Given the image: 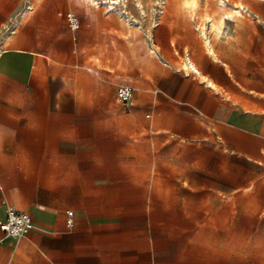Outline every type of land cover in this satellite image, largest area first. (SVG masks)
<instances>
[{"label": "rangeland", "instance_id": "374dc122", "mask_svg": "<svg viewBox=\"0 0 264 264\" xmlns=\"http://www.w3.org/2000/svg\"><path fill=\"white\" fill-rule=\"evenodd\" d=\"M113 1L0 0V135L18 128L7 118L10 104L41 115L33 127L42 155L74 157L49 182L91 187L88 229L109 255L105 264H264V158L231 155L212 135L195 136L184 127L186 106L174 102L186 88L183 71L201 79L184 63L201 72L198 59L222 53L210 22L205 44L202 19L237 3L242 16L225 25L238 51L234 100L243 103L248 87L264 92V0H190L196 10L182 0ZM250 24L254 65L246 63ZM24 69L26 83L2 73ZM121 85L133 88L126 104L116 99ZM6 146L0 137V155Z\"/></svg>", "mask_w": 264, "mask_h": 264}, {"label": "crops", "instance_id": "0c3cea01", "mask_svg": "<svg viewBox=\"0 0 264 264\" xmlns=\"http://www.w3.org/2000/svg\"><path fill=\"white\" fill-rule=\"evenodd\" d=\"M247 28L246 63L254 65L255 25L250 24ZM225 32L224 27L219 37L223 49L219 60L210 55L197 60L205 79H197L183 71L186 88L182 89V99L175 98L174 102L186 106L188 124L184 127L197 129L195 136L197 133L202 138L212 135L231 155L262 159L264 92L248 87L247 93H241L243 103L234 100L240 96L238 75L235 74L238 51L226 39ZM2 73L17 83L29 80L25 69L23 72L3 70ZM209 80L222 91L211 87ZM224 94L230 97L226 98ZM8 108H13V113L7 118L18 128L0 135L1 142L7 145L4 155H0V220L5 219L7 210L13 207L31 214L34 229L17 238L7 237L0 230V264H95L96 258L105 264L109 255L104 249H96L95 234L88 229L94 222L93 207L89 205L93 196L87 194L91 187L49 182L56 166L62 169L63 161L74 157L42 155V134L33 127L35 119L42 123L41 115L30 114L31 106L26 103L10 104ZM216 129L220 134L215 133ZM69 210L74 212L75 218L71 228L66 225ZM76 214H81L80 221L86 223L83 230L77 227Z\"/></svg>", "mask_w": 264, "mask_h": 264}, {"label": "built area", "instance_id": "2783aa9c", "mask_svg": "<svg viewBox=\"0 0 264 264\" xmlns=\"http://www.w3.org/2000/svg\"><path fill=\"white\" fill-rule=\"evenodd\" d=\"M31 6H28L30 9ZM24 17V14L18 18V22ZM68 26L71 30L76 31L80 28L79 18L73 14L68 13L66 15ZM133 95V88L130 85H121L116 93V99L118 102L126 104L130 101ZM75 224L74 212L67 211L66 225L71 228ZM34 229V220L31 214L27 211L18 210L10 207L7 210L6 217L0 220V230L7 237H21Z\"/></svg>", "mask_w": 264, "mask_h": 264}, {"label": "bare ground", "instance_id": "6f19581e", "mask_svg": "<svg viewBox=\"0 0 264 264\" xmlns=\"http://www.w3.org/2000/svg\"><path fill=\"white\" fill-rule=\"evenodd\" d=\"M112 3H117V1L115 0ZM221 3L224 4V1L221 0ZM182 4L184 7L191 8L192 10H196L198 8L197 1L182 0ZM240 5H242V4L237 3V5L234 8H232L231 10H228L227 12L219 15L218 17L210 16V14L208 16H206L207 14L205 15V18L202 19L203 24L201 25L200 29H201V35L204 37L206 45H208V46L212 45L211 40L207 36V22L211 23L210 27H211V31L213 32V35L215 37L219 38L223 33L226 20H234L235 18H239L240 16H242V13L239 9ZM218 14H220V13H218ZM184 69L186 71H189V69H190L194 72L200 73L197 66L194 65L193 63H190V62L184 63ZM201 79H205V78L203 76H201ZM207 82L211 87H213V88L217 87L212 81L209 80Z\"/></svg>", "mask_w": 264, "mask_h": 264}]
</instances>
